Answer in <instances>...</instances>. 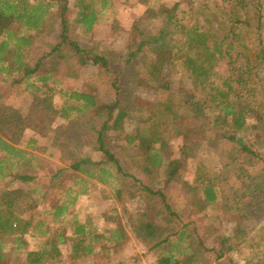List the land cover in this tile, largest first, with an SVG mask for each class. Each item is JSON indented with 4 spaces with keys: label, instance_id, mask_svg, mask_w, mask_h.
Masks as SVG:
<instances>
[{
    "label": "trees",
    "instance_id": "trees-1",
    "mask_svg": "<svg viewBox=\"0 0 264 264\" xmlns=\"http://www.w3.org/2000/svg\"><path fill=\"white\" fill-rule=\"evenodd\" d=\"M199 1L186 0L183 10L181 2L160 6L157 15L163 26L155 33L139 31V40L123 55L134 77L156 91L157 100L146 108L123 87L121 69L107 52L81 46L73 38L69 0H0V78L9 82L0 94V264H9L19 253L24 255L22 264H60L65 245L74 263L102 253L103 264H108L129 241L123 226L105 234L95 216H79L74 211L79 193L71 186L64 199L44 193L49 208L42 215L36 214L42 196L13 187L16 180L34 179L16 169L13 159H26L15 146L24 131L45 136L58 117L86 119L92 148L102 156L98 161L74 160L72 169L112 186L118 198L125 193L141 198L143 207L128 215L130 228L154 255V264H237L232 252L242 250L252 231L243 222L246 209L254 202L264 204L256 173L258 164L264 169L262 2ZM148 2L138 0L142 5ZM106 3L103 0V9ZM78 7L75 22L84 32L91 31L100 11L85 0H78ZM52 17L56 41L31 60L26 49L35 41L34 31L50 27ZM133 28L139 30L137 22ZM222 62L225 73L217 69ZM87 64L97 66L114 95L112 102L101 105L92 93L60 86L64 77H77ZM174 73L186 75L190 95L168 81ZM10 90L29 97L25 112L1 100ZM129 120L136 122L131 130L126 126ZM184 123L192 132L188 142L183 138ZM209 131L227 144L233 175L224 176L197 157ZM172 141L177 145L169 153ZM35 142L29 138V143ZM189 159L196 160L191 180L181 174ZM175 184L186 187L183 204L171 193ZM190 209L202 214L203 226L184 220ZM223 220L232 223V231L208 245ZM253 229L258 237L249 245L244 264H264V222ZM26 234L36 239L35 248H28Z\"/></svg>",
    "mask_w": 264,
    "mask_h": 264
},
{
    "label": "rangeland",
    "instance_id": "rangeland-1",
    "mask_svg": "<svg viewBox=\"0 0 264 264\" xmlns=\"http://www.w3.org/2000/svg\"><path fill=\"white\" fill-rule=\"evenodd\" d=\"M107 1L108 3L105 4V8L103 9V0H85L91 7L93 5L100 12H98V19L93 29L84 32L81 25L75 22L79 10L78 0H69L70 9L67 16L71 23V35L81 46L95 47L100 51L107 52L113 59V64L117 67L116 69H121V83L123 87L132 95L138 105L150 108L157 100L155 89L148 83L134 77L133 70L129 65L124 63L123 55L127 52L130 45L132 46V44L139 40V31L146 32L147 34L155 33L163 26L162 17L157 15L160 6L170 7L175 2H181L179 10H183L187 9V6H185L186 0H149L146 5L139 4L138 0ZM210 1L212 2V0H201L202 3L211 4ZM216 1L220 5L223 3L222 0ZM201 2L199 1V4ZM261 2L262 20L264 21V0H261ZM51 10L53 11V9ZM135 22L138 23V31L133 28ZM34 34L35 41L33 45L26 49L27 54L31 56V60L34 58V55H40L48 51L50 46L56 41V20L52 17L50 27L45 30L34 31ZM262 36L264 39V22ZM217 69L220 73H225L226 65L222 62ZM97 71L96 65L87 64L80 69L77 77H64L60 86L69 90L92 93L101 105L112 102L114 95L111 90L105 87ZM168 81L171 82L175 89L181 90V94H191V87L186 80V75L174 73L168 77ZM8 83L0 78V94L8 87ZM1 100H5L8 104L20 109L21 112L27 110L29 103V97L25 93L11 90L5 95H1ZM135 125L136 122L134 120L127 121V130H131ZM183 128V138L188 142L192 133L188 129L190 126L184 123ZM209 133L207 141H204L197 148V157L211 162L213 169L222 175H233L235 166L234 164H230L226 158L227 144L217 140L212 131H209ZM29 138H35V144L29 143ZM92 142L93 137L89 132L86 119L76 117L69 120L60 117L56 118L52 124V130L45 136H41L31 129H26L21 141L15 145L25 152L26 159L18 157H13V159L16 169L33 175L34 179L29 182L16 180L13 182V187H22L26 191H32L33 197L42 196L45 193L49 195L48 198L64 199L65 190L71 186L75 193H79L74 206V211L79 216L84 217L87 214L95 216L98 219L100 230L105 234L121 225L129 235L127 244L119 253L112 256V261L108 262V264H118V262H122L123 264H154V255L147 251L146 247L135 238L130 228L128 215L143 207L141 198L136 194L128 193L118 198L112 186L71 168V162L79 158L88 157L93 161L102 159L101 153L93 150ZM176 145L175 142H170L167 147L168 152L174 151ZM195 166L196 160L189 159L185 169L181 173L182 177L191 180L194 175ZM257 166L258 170L256 173L259 176L257 182L260 185L259 188L263 189L264 169L261 168L260 164ZM171 193L175 198L181 200L179 201L181 204L188 197L186 187L182 184L173 185ZM48 202L49 200L45 201L42 196L40 204L37 206L36 214L42 215L43 211L49 208ZM256 203L254 202L251 207L246 209V215L243 219L246 227L252 229V231L244 242L242 250L232 252V258L237 264H244L243 257L251 250L249 245L258 237L256 229H253V227L256 228L264 222V204L259 205L257 203V205ZM24 214L26 215L27 213ZM201 216V213L194 215L192 209H190L189 215H184L183 218L184 220H197L203 226L205 222L200 220ZM231 224L230 221L224 220L216 224L218 228L211 235L207 244H217L219 237L224 231H232ZM200 230H203L202 227H200ZM25 239L28 242L29 249L35 248V238L26 234ZM252 248L254 249V247ZM68 249V245L63 247L64 260L60 264H103L105 256L102 253L89 256L85 260L74 263L67 258ZM23 261L24 255L19 253L11 257L9 264H22Z\"/></svg>",
    "mask_w": 264,
    "mask_h": 264
},
{
    "label": "built area",
    "instance_id": "built-area-1",
    "mask_svg": "<svg viewBox=\"0 0 264 264\" xmlns=\"http://www.w3.org/2000/svg\"><path fill=\"white\" fill-rule=\"evenodd\" d=\"M144 264H146V263H144ZM149 264H152V263H149Z\"/></svg>",
    "mask_w": 264,
    "mask_h": 264
}]
</instances>
